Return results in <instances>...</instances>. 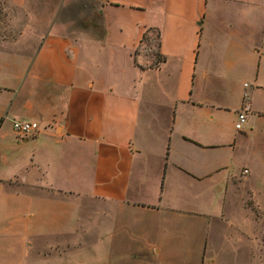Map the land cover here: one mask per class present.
I'll use <instances>...</instances> for the list:
<instances>
[{"label":"crops","instance_id":"0c3cea01","mask_svg":"<svg viewBox=\"0 0 264 264\" xmlns=\"http://www.w3.org/2000/svg\"><path fill=\"white\" fill-rule=\"evenodd\" d=\"M0 264H264V0H0Z\"/></svg>","mask_w":264,"mask_h":264},{"label":"built area","instance_id":"2783aa9c","mask_svg":"<svg viewBox=\"0 0 264 264\" xmlns=\"http://www.w3.org/2000/svg\"><path fill=\"white\" fill-rule=\"evenodd\" d=\"M246 115L244 113H238L237 123L235 125L236 130H241L245 122ZM12 128L18 139H31L34 138L38 132L39 127L34 122H13Z\"/></svg>","mask_w":264,"mask_h":264},{"label":"rangeland","instance_id":"374dc122","mask_svg":"<svg viewBox=\"0 0 264 264\" xmlns=\"http://www.w3.org/2000/svg\"><path fill=\"white\" fill-rule=\"evenodd\" d=\"M145 48L147 50H150V52L152 53H156L157 52V37H156V33L153 32L152 34L149 35V37H147L145 39ZM224 124L226 125L227 128H231V126L233 125L232 120L229 118V116H227L224 119Z\"/></svg>","mask_w":264,"mask_h":264},{"label":"trees","instance_id":"16d2710c","mask_svg":"<svg viewBox=\"0 0 264 264\" xmlns=\"http://www.w3.org/2000/svg\"><path fill=\"white\" fill-rule=\"evenodd\" d=\"M156 37H157V47H158V38H159V35H158V33H157Z\"/></svg>","mask_w":264,"mask_h":264}]
</instances>
